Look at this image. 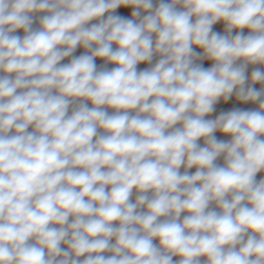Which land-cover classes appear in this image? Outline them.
I'll return each instance as SVG.
<instances>
[{
	"label": "clouds",
	"instance_id": "obj_1",
	"mask_svg": "<svg viewBox=\"0 0 264 264\" xmlns=\"http://www.w3.org/2000/svg\"><path fill=\"white\" fill-rule=\"evenodd\" d=\"M262 172L264 0H0V264H264Z\"/></svg>",
	"mask_w": 264,
	"mask_h": 264
},
{
	"label": "rangeland",
	"instance_id": "obj_2",
	"mask_svg": "<svg viewBox=\"0 0 264 264\" xmlns=\"http://www.w3.org/2000/svg\"><path fill=\"white\" fill-rule=\"evenodd\" d=\"M158 2H159V0H156V3H158ZM177 7H179V6H177ZM130 13H131V9L130 8H127V9L120 8V9H117V12H116V14L123 15V16L128 17V18H130ZM33 26L36 27L37 25L34 24ZM213 31H216V32H219L220 34H223V32H224L223 23L222 22H218L216 25H214L213 26ZM235 31L236 30L233 31V35L235 34ZM16 34L22 36L23 32L21 30L20 32H18ZM244 34L247 35V30L246 29L244 30ZM195 50L196 51H201L200 49H195ZM83 51L84 50L82 48H78L76 50V52L74 53V55L79 56V55L83 54ZM69 59L70 58H66L61 63H67ZM153 62H155V58H154ZM96 63L99 66V65L103 64V61L97 60ZM202 64H203L204 67H210L211 66V61L205 60V61L202 62ZM108 67L111 68V67H114V65H108ZM137 67H138V70H142V69H144L146 67H150V65L144 63V64L138 65ZM254 67H260V66L259 65H250L248 67V70H247V74L248 75H250V73H251V71L253 70ZM254 87H256L257 89H260L262 86L260 84H256V85H254ZM215 107H216L215 112H213L209 117H206V119H214L217 115H219L220 112L229 111V110H232L233 108H240V109H243V110H256L258 108V104H254V103H251V102H249V103L238 102V101H236L235 96L233 95L232 99H230L228 102L225 103L223 101H220V102L217 103V105ZM109 111H111V110H109ZM215 135L217 136L218 139H222V140H229L230 139L229 136L222 135L219 132H217ZM199 143H201V145H202L203 141L201 140ZM217 163L218 164H222L223 163V157L219 158ZM189 171L190 172H194L195 168L190 169ZM181 172H183V168L181 169ZM261 178H264V172L257 174V177H256L257 181L259 179H261ZM81 259H83V257ZM176 259H178V257H174V260H176Z\"/></svg>",
	"mask_w": 264,
	"mask_h": 264
}]
</instances>
